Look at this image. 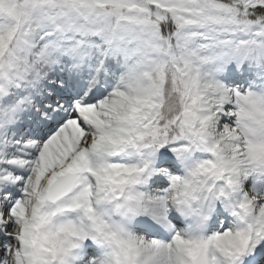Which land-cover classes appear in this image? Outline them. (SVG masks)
Listing matches in <instances>:
<instances>
[{"label": "snow or ice", "instance_id": "1", "mask_svg": "<svg viewBox=\"0 0 264 264\" xmlns=\"http://www.w3.org/2000/svg\"><path fill=\"white\" fill-rule=\"evenodd\" d=\"M0 264H264V0H0Z\"/></svg>", "mask_w": 264, "mask_h": 264}]
</instances>
